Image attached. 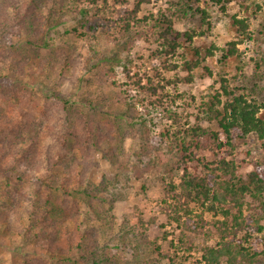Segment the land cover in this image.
Instances as JSON below:
<instances>
[{
	"label": "trees",
	"instance_id": "16d2710c",
	"mask_svg": "<svg viewBox=\"0 0 264 264\" xmlns=\"http://www.w3.org/2000/svg\"><path fill=\"white\" fill-rule=\"evenodd\" d=\"M152 1L138 0L134 9L122 19L120 30L111 32L109 25L103 22L107 21L106 9L99 0H89L88 4L80 5L81 0H0V233L42 244L56 264H103L112 261L107 252L109 243H101L100 232L95 225L87 223L93 219V214L97 218L105 217L107 237L118 241L115 248L131 249L129 264H177L182 247H175L172 241L175 250H165L157 241L151 242L146 238L145 228L138 229L128 222H122L114 229L115 215L110 213L109 217L96 192L100 187L88 179L95 166L93 158L96 149L105 135L111 136L110 130L105 131L106 126H103L100 116L98 119H82L70 101L60 94L51 97L55 100L58 115L54 114L50 126L29 113L23 106L24 97L21 104H14L19 108L18 112L9 107L11 103L6 107L12 94H18L28 77L37 73V67L23 56V46L15 44L13 38L23 33L27 43L45 48L48 44L42 33L46 34L72 20V26L65 33L83 41L81 51L73 55L54 49L53 57L41 67V71H46L55 83L60 81L63 84L67 80L94 82L97 87L87 100L90 105H94L96 110L105 105L115 109V105L107 100V91L111 88L120 91L122 83L117 79V68L125 67L123 53H131L137 39L147 36L141 26L147 17L140 18L138 13L143 4ZM236 1L245 3L244 0ZM106 2L103 0V3ZM228 2L170 0L173 16H166L164 21L157 18L154 23L166 25L157 33L161 53L166 55L162 64L165 69L178 68V63L168 62L167 55L177 53L180 47L187 49L188 46H182L181 39L191 41L194 31H187L183 36L174 30L173 17H201L202 21H209L210 13L206 7L216 5L227 10ZM253 3L257 11L262 9L258 2ZM42 6L46 9L45 14L41 13ZM248 7L249 4H246ZM261 13L264 15V10ZM229 16L230 27L247 40L258 41L259 34H262L263 39L257 48L260 57L255 60L254 74H264V29L251 31L249 18H240L238 14ZM37 24H41L40 29ZM261 25L264 27L263 23ZM103 33L105 39L101 43ZM214 49L221 50L220 56L216 57ZM191 51L196 56L200 54L197 46ZM207 53L216 57V63L225 66L230 57L239 55L237 41H229L227 48L213 45ZM202 61L198 58L184 60L183 64L189 71L184 78L187 82H194L192 71L198 67L213 74L212 66L201 65ZM78 66L85 68L91 77L75 74L76 68L82 69ZM69 71L72 72L71 78ZM177 81L181 79L177 78ZM148 83L155 85L151 78H148ZM139 86L143 90L146 87ZM262 90L263 93L258 92V99L248 100L243 94L232 91L228 79L222 76L221 91L226 99H221L222 94L218 92L215 96L218 105L212 103L213 107L218 106L212 109L219 117L218 129L209 131L199 125L193 126L191 131L195 139L192 142L189 143L185 137H176L175 145L167 149H164V140L170 135L168 130H162L159 137H155L144 116H136L137 120L133 122L117 118L116 132L120 138L131 139L133 153L130 155L135 157L130 162L127 154L121 164L120 175L124 185L128 183L126 181L130 184L131 175L135 179H144L148 174L157 178L165 193L162 203L168 215L178 223L180 245L184 249H193L191 235L204 236L201 254L204 264H264V163H257L255 169L243 178L236 175L234 161L224 157L219 158L218 163L215 159L206 161L205 157H198L191 150L194 145L199 147L204 144L205 148L216 151L233 146L234 141L245 140L249 133H255L264 140V87ZM123 91L126 96L119 95L116 102H123L130 112L132 104L136 103L128 101L126 88ZM46 116L52 114L47 113ZM112 125L115 126V122ZM220 132L225 134L224 140ZM174 148L177 158L168 154V150L174 151ZM76 149L80 154H76ZM194 160L199 166H192ZM101 186L106 188L105 184ZM81 190L87 193L88 204L92 208L86 213L79 212L76 199ZM59 193L65 205H61ZM248 196H252L257 206L251 204ZM94 201L96 204L93 205ZM52 204L55 208L50 206ZM245 204L250 207L247 211ZM57 205H61L58 206L61 211L56 210ZM199 206L202 208L200 211L194 209ZM206 212L222 215L223 218L211 222L206 218ZM83 221L87 226L81 230L79 224ZM67 222L75 223V227L70 228ZM149 246L152 248L149 249ZM116 257L114 254L113 258ZM17 264L47 263L36 257H26Z\"/></svg>",
	"mask_w": 264,
	"mask_h": 264
},
{
	"label": "rangeland",
	"instance_id": "374dc122",
	"mask_svg": "<svg viewBox=\"0 0 264 264\" xmlns=\"http://www.w3.org/2000/svg\"><path fill=\"white\" fill-rule=\"evenodd\" d=\"M89 0H81L80 4H88ZM138 0H107L106 4L103 0L99 3L104 5L105 16L107 21L105 25H109L111 32L120 30L122 19L134 9ZM258 2L262 9L256 10L253 2ZM245 3H239L236 0H229L227 10H223L219 6H207L206 10L210 13L209 21H202L201 17L196 18H177L173 17L174 30L184 34L187 31H193L192 40L181 39L182 46L177 49V53L167 55L169 61L178 63L177 69H165L162 64L165 59V53H161L160 39L157 35L166 25L155 24L157 18L163 19L172 15V6L170 0H153L149 4H143L142 9L138 13V17L147 19L141 23L147 36L138 38L131 53L124 52L122 61L125 67L117 68V79L122 86L120 91L116 88L109 89L107 100L115 105V109H110L107 105L94 109V105H90L87 101L90 93H94V88L97 84L94 82L87 83L86 81L78 82L76 80H67L63 84L59 81L55 83L54 79L41 71L43 65H47V61L52 56L54 49L63 53L77 54L81 51L83 41L75 38L71 33H65L67 28H70L73 21H67L64 25L49 30L46 34L42 33V38L48 44L45 48H40L27 43L26 35L14 36L13 41L17 45L23 46L22 54L32 65L37 67V73L28 77L23 85L19 88V93L12 94L11 100L5 104L12 110L18 112L19 108L14 107V104L22 102L23 106L34 114L39 121L48 122L49 126L52 123L54 114L58 115L55 100L51 97L55 94H60L67 98L73 105L74 110L82 119L93 117L100 120L103 126H106L105 131L110 130L111 136H104L100 145L94 154L95 166L88 174V179L98 185L100 190L96 191L99 198L102 200L103 207L110 213L115 215L114 229L116 230L122 222L136 225L138 229H146V238L149 241H157L165 250L172 251L175 247L180 246V257L177 264H204L201 259V254L204 246L203 235H191L194 245L193 249H184L178 242L179 226L170 215H168L165 205L162 203L165 193L163 186L154 176L148 174L144 179H133L126 181L120 175L121 164L124 157L128 154L129 161H134L135 157L131 156L132 142L130 138H120L117 134L116 121L117 118H122L123 121H136L138 115L144 116L148 122L151 134L159 137V133L163 130H168L170 134L164 140V149L170 145H175L176 137H185L192 142L195 139L191 128L201 126L209 131L218 129V116L215 113L216 107L212 106L214 102L218 105L215 96L218 92L222 94L221 99H226L221 91V77L228 79L231 90L238 94H243L246 98H257L259 91L264 87V74L255 75V60L260 57V52L257 49L258 44L262 41V34H259L258 41H249L245 37L238 35L230 26L229 15L238 14L240 18H249L248 23L251 31H259L264 29L261 25L264 24V15H261V10H264V0H244ZM246 4L249 7L246 8ZM203 6V5H201ZM46 9L41 7V13L45 14ZM229 13V14H226ZM151 14L153 17H151ZM258 18V19H257ZM38 23H41L38 20ZM41 24H37L38 28ZM151 26L153 29L150 30ZM37 29V28H35ZM40 29V28H39ZM42 30V29H41ZM154 32V33H152ZM104 43L105 34L101 35ZM237 41L239 55L230 57L228 62L223 66V63H216L215 59L222 53L221 50H215L216 57L208 55L207 50L212 49L213 45L217 47L227 48L229 41ZM194 46L199 48L200 54L196 56L194 52H190ZM128 54L127 57L125 55ZM203 60L201 65H211L213 74L198 67L193 69L195 76L194 82H187L184 78L189 73L186 65L183 64L185 59ZM214 59V60H213ZM167 64V63H166ZM75 69V74L83 77H91L85 68ZM72 72H68L71 78ZM148 78H151L155 85L148 83ZM180 78L181 81H177ZM171 81L170 83L168 82ZM7 81V80H6ZM137 82H140L138 84ZM9 83V81H7ZM61 83V84H60ZM139 85H143L145 89H141ZM160 85V86H159ZM127 89L128 101L134 102L128 111L127 105L123 102H116V98L120 95L126 96L123 89ZM150 88V89H147ZM260 99V98H259ZM15 100V101H14ZM253 100V99H252ZM99 110H103L101 113ZM111 110V111H108ZM52 114V116H46ZM54 121V120H53ZM113 126L112 124H114ZM44 123V122H43ZM45 124V123H44ZM137 126H139L137 124ZM122 130L123 127H121ZM103 131V132H105ZM124 133V131H123ZM221 138L224 140L225 134L220 132ZM168 150L169 156L177 158L176 149ZM196 156L205 157L207 160L215 159L218 163L219 158L224 157L227 160L234 161L236 166V175L246 177V174L254 170L257 163H264V140L260 139L255 133H249L245 140H237L233 142V146H225L216 151L205 148L204 144L199 147L193 146L191 149ZM76 154H80L78 149L74 150ZM217 152V154H216ZM129 162V163H130ZM192 166H199L198 161L194 160ZM201 169V168H199ZM60 175L62 173L60 172ZM101 184H105L104 189ZM93 187V186H91ZM94 188V187H93ZM61 205L62 194L59 193ZM80 213L89 212L91 205L88 204L87 193L81 192L76 195ZM251 204L254 203L252 196H248ZM96 204V201L93 202ZM57 205L56 210H62ZM52 208L55 206L50 205ZM246 211L249 210L248 204H245ZM197 211L202 208L195 207ZM92 212V211H91ZM68 213V211L66 212ZM93 214V212H92ZM93 219L87 223L95 225L96 230L100 232L102 237L101 243H109L107 252L112 256L110 263L103 264H129L132 258L131 249L115 248L118 241L107 237L106 226L104 225L105 217L97 218L93 214ZM206 218L211 222H216L217 219H222V215H216L213 212H206ZM82 217V216H80ZM112 217V216H111ZM113 218V217H112ZM113 222V219L111 220ZM85 221L80 222V229H85L87 226ZM70 228L75 227V223L67 222ZM215 240V239H214ZM173 241V244L171 242ZM213 243V240H210ZM209 242V243H210ZM113 250H112V249ZM152 246H149L151 249ZM117 255L116 259L113 255ZM26 257H36L47 264H56V260L51 257L47 249L38 243H31L23 237L13 238L9 233H0V264H17V262ZM118 259V260H117ZM119 261V263H117Z\"/></svg>",
	"mask_w": 264,
	"mask_h": 264
}]
</instances>
